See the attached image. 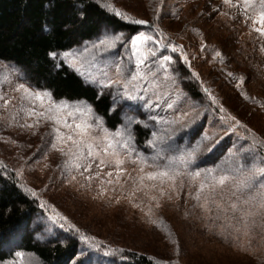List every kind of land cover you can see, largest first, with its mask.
<instances>
[{
    "label": "rangeland",
    "instance_id": "obj_1",
    "mask_svg": "<svg viewBox=\"0 0 264 264\" xmlns=\"http://www.w3.org/2000/svg\"><path fill=\"white\" fill-rule=\"evenodd\" d=\"M102 2L128 18L148 21L149 24L142 25L138 32L152 35L150 25L155 23L172 43L183 46L191 64L190 68L182 60L176 61L177 54L170 50L165 54L173 55L176 61V88L185 101L179 105V110L188 111L190 116L188 126L178 128L168 142L176 150L173 154L178 155L181 151L195 148L206 133L215 137L213 149L210 153L201 150L196 160L190 164L188 171L199 170L201 177L196 180L185 177L183 187L174 190L164 185V195L150 188L129 195L133 193L134 186H138L134 184L136 177L141 175L138 171L139 165L130 160L123 166L126 171L120 175L119 183L116 182V173L113 171V184L106 183L109 179L106 175L93 177L89 184L79 173L65 170V157L59 151L51 149V122L41 118L37 124L36 117L27 116L21 111L28 104L21 100V93L12 91L17 81L13 80L12 85L5 84L3 91L11 99L7 107L0 101V159L14 171L28 190L37 194L33 197L40 211L32 217L30 224L36 242L43 245L78 244L77 254L70 264H124L127 251L158 255L171 264H264V231L257 228L248 235L237 233L232 227L235 221L230 211L217 210L215 205L209 204L211 211L205 212L196 207L197 201L192 198L199 180L211 181V176L205 175L206 170L213 175H219L221 170L234 168V160L250 146L243 142L236 131L238 135L233 138V142L224 138L231 127L229 123L221 120L223 115L235 117L245 125H251L261 139H264V52L260 50L264 46V38L252 32L243 17L235 9L224 6L222 0ZM225 12L228 15L222 14ZM120 34H123L126 43L117 41L116 46L104 53L103 59L97 60L95 64L92 63L90 54H86L82 65L77 64L75 67L70 63L52 59L56 64H65L100 95L109 97L111 115L119 117L121 122L125 115L142 121L140 125H133L135 139L136 127L145 128L144 124L147 123V141L151 138V131L163 133L168 127L155 124L149 119L151 115L158 114L172 120L178 113L166 107L147 108L142 100H126L117 96L116 89L101 88L99 84L90 82V77L99 76V68L104 62L123 59L126 69L134 67L135 58L131 56L128 42L133 35L103 25L100 35L95 39L82 42L70 51L82 50L85 45L90 46L105 35ZM201 44L205 46L203 51ZM156 51L163 49L157 48ZM215 51L222 53L223 61L214 58ZM96 55L100 56L101 53L97 52ZM0 65L8 66L0 67V77L7 76L9 68L15 69L21 75L18 82L25 83L32 90H39L26 80L18 67L1 60ZM192 72L198 73L199 81L191 77ZM229 72L237 77L243 75L244 82L237 86L236 80L228 76ZM203 87L211 91L217 103H212L205 93L201 99L192 95L190 88L203 91ZM241 93L253 99H245ZM142 95H151V92ZM52 99L56 100L53 97ZM220 106L225 109L224 112L220 111ZM103 123L107 128L104 120ZM22 124H32L33 127H21ZM135 139L137 153L147 157L151 163L153 151L147 147L146 141L144 148H139ZM254 155L257 161L262 159L256 150ZM109 170L104 168L101 171L106 173ZM151 170L145 167V172ZM90 171H96L95 165ZM73 175L75 180L71 179ZM84 175L89 173L85 172ZM152 183L154 182L145 180V184ZM152 196L156 200H150L149 197ZM229 197L227 189H217L212 194L221 209L231 202ZM81 235L94 239L86 242L81 239ZM173 241H178V248ZM113 249L117 251L112 255H104L106 250ZM119 250H123L122 253ZM20 261L22 264L36 262L27 257Z\"/></svg>",
    "mask_w": 264,
    "mask_h": 264
},
{
    "label": "snow or ice",
    "instance_id": "obj_2",
    "mask_svg": "<svg viewBox=\"0 0 264 264\" xmlns=\"http://www.w3.org/2000/svg\"><path fill=\"white\" fill-rule=\"evenodd\" d=\"M222 4L229 9H235L249 24L251 31L255 32L258 37L264 38V0H222ZM213 10L217 11L218 9ZM156 11L158 12L159 9ZM222 14L228 15L227 12ZM115 15L122 19H128L119 11H116ZM130 22L136 25L149 24L144 19H135ZM150 27L152 35L140 31L129 38L131 56L135 58L134 67L126 69L123 59L104 62L99 68V76L90 77V82L99 84L101 88H114L117 90V96L126 100H142L147 108L166 107L173 110L174 113H178L172 120H167L158 114L149 117L155 124L168 126L163 133L156 130L151 131V138L146 141L147 147L153 151L151 163L147 157L137 153L134 147L133 125L142 123L135 117L125 115L118 129L109 130L104 126L102 117L96 115L93 108L86 103L56 101L52 99L51 93L47 90H32L25 83L18 82L21 75L15 69L9 68L7 76L0 77V101L5 107L9 105L11 97L7 96L3 87L5 84L12 85L13 80H16L17 83L12 87V91L21 93V100L28 104V107L21 108V111L25 112L27 116L36 117L35 123L37 124L41 118L51 122L53 140L50 147L65 157L63 161L65 170L79 173L89 184L93 177L100 178L102 175H106L109 177L106 183L111 185L113 184L111 179L113 171L116 173V182L119 183L120 175L126 171L123 167L126 161L130 160L133 164H138V171L141 175L136 177L134 182L138 186H134L133 193H129V195L146 188L156 190L160 195H164V185L174 190L177 187H183L185 177L192 180L201 177L199 170L192 172L188 169L201 150L209 153L212 151L215 139L214 136L205 133L195 148L181 151L178 155L173 154L176 150L168 141L178 128L188 126L187 121L190 116L188 111L179 110V105L185 101L176 88L177 76L174 64L178 60H182L189 68L191 64L182 45L172 43L158 24L153 23ZM117 41L122 44L126 43L123 34L105 35L98 42H94L90 46L85 45L82 50L63 53L50 52L49 55L54 60L70 63L75 67L77 64L82 65L86 54H90L92 63L95 64L97 60L103 59L104 53L116 46ZM204 47L201 44L202 51ZM157 48H162L163 51L157 52ZM168 50L177 54L176 61H174L173 55L165 54ZM260 50L264 52V46ZM97 52L101 55L97 56ZM214 58H220L223 61L220 51H215ZM0 67L7 68L8 66L0 65ZM228 76L236 80L237 86L242 84L245 79L243 75L237 77L231 72L228 73ZM191 77L197 81L200 79L196 72H192ZM203 91L212 103H217L216 98L207 87H203ZM149 92L151 95H142V93ZM241 94L245 96V99H253L244 93ZM115 102L114 97L113 103ZM220 111L224 112L225 109L220 106ZM13 119H15L14 116ZM221 120L225 123L234 121L235 125H240V121L232 116H222ZM20 126L33 127L32 124ZM240 126L243 127V125ZM144 127H148L147 123L144 124ZM230 127H234V125ZM256 144L257 140L253 137L252 145L244 149L243 153L234 160V168L228 171L221 170L219 175H213L206 170L205 175H210L211 181L199 180L196 191L192 194V198L197 201L196 207L205 212L211 211L208 207L209 204L215 205L217 210L230 211L233 214L232 219L235 221L232 227L237 233L244 235H248L257 228L264 231V158L256 160L254 155ZM93 165L96 168L95 172L90 171L93 169ZM145 167L152 170L145 172ZM104 168L110 170L102 173L101 170ZM85 172H88L89 175L85 176ZM71 179L75 180L76 177L73 175ZM145 180L154 183L148 185L145 184ZM217 189L222 191L227 189L230 193L231 202L224 209H221V205L212 198V194L216 193ZM29 191L31 195H37L35 191ZM168 198L171 199V196ZM149 199L156 200V197L152 196ZM43 206L42 203L41 207ZM157 206L159 205L157 204ZM237 214L239 215L237 216ZM76 231L79 232V229ZM81 239L87 242L94 238L81 235ZM173 243L178 248V241H173ZM91 246L99 247L98 245ZM115 251L117 250H106L104 255H112ZM119 251L122 253L123 250Z\"/></svg>",
    "mask_w": 264,
    "mask_h": 264
},
{
    "label": "trees",
    "instance_id": "obj_3",
    "mask_svg": "<svg viewBox=\"0 0 264 264\" xmlns=\"http://www.w3.org/2000/svg\"><path fill=\"white\" fill-rule=\"evenodd\" d=\"M112 8L102 0H0V60L21 69L32 86L49 91L58 101L90 104L107 128L114 131L121 120L111 115L110 98L100 95L65 64L57 66L49 55L95 39L103 25L131 35L142 29V25L130 22L134 19L116 16ZM190 91L197 99L204 96L195 88ZM227 123L234 127L224 138L233 142L239 134L243 142L252 145L255 137V150L264 158V139L251 125ZM135 135L136 145L144 148L147 130L137 126ZM39 211L35 197L0 159V264H22L20 260L26 257L38 264H70L74 260L79 248L76 243L36 242L30 224ZM125 257L124 264L170 263L158 255L133 251H127Z\"/></svg>",
    "mask_w": 264,
    "mask_h": 264
}]
</instances>
